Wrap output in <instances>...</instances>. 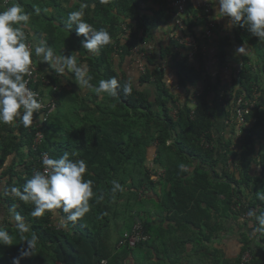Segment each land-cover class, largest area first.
I'll list each match as a JSON object with an SVG mask.
<instances>
[{"label":"trees","instance_id":"1","mask_svg":"<svg viewBox=\"0 0 264 264\" xmlns=\"http://www.w3.org/2000/svg\"><path fill=\"white\" fill-rule=\"evenodd\" d=\"M19 1L11 0L6 7V0H2L0 12ZM137 1H117L118 14L127 20L126 25L113 24L116 33L109 32L112 43L95 52L99 55L94 58L86 54L84 62H87L93 86H98L101 79L112 77L121 85L129 81L119 69L112 70L110 63L116 48L123 59L130 58L136 47L142 50L144 40L135 29L136 24L143 32L154 24L137 13ZM166 11L164 9L163 13ZM187 17V29L193 36L196 13L191 4L187 6ZM107 25L110 24H98L95 28L106 30ZM70 30L72 32L73 28ZM22 31L32 47L31 37L27 31ZM231 33L232 36L224 35L219 39L217 53L221 66L232 56L238 57L242 64L228 98L220 96L219 75L211 76L187 60L180 62L177 52L165 51L162 57L170 59L176 70L178 85L183 89L178 96L168 89L164 71L157 69L150 57L147 59V72L141 74L139 84H154L153 100L133 83L131 95H125L121 87L117 89L116 98L106 93L97 95L94 91L89 100L79 98L77 93L72 94L74 100L71 94L60 98L63 85L59 76L37 67L40 80L32 89L42 101H54L57 109L41 129L36 128V113L34 123L28 128L22 124L0 123V209L5 210L3 219L0 216V227L13 238L11 247L0 246V264H12V258L26 247L21 235L31 238L33 234L37 237L36 246L32 256L22 259L21 264H101L103 260L108 264H125L135 250H140L150 240L136 248H118L108 242V228L124 211L130 215L132 224L136 218L141 221L138 215L140 193L144 188L152 191L155 187L164 188L162 213L178 217L179 226L209 230L210 236L204 235L209 240L226 230L222 218L238 216L253 224L257 231L255 239L264 245V232L259 230L264 227L259 222L264 216V40L252 36L245 28L234 27ZM124 34L129 37L120 36ZM79 41L72 39L68 47H72V42H78L80 47ZM46 45L51 47L50 42ZM239 47L242 51L235 52ZM251 55L263 61L261 67L254 66ZM42 79L47 80L46 86ZM241 96H245L246 101L254 99V107L245 115L240 135L236 128H229L228 138L217 137L215 109L221 106L228 118L234 109L232 103ZM66 97L71 98L69 113L61 108ZM177 99L179 106L174 117L170 106L176 104ZM40 113L42 116V111ZM40 130L44 139L35 146ZM154 149L155 163L165 172L158 179L145 166L149 150ZM65 152L70 159L86 161L84 178L92 181L94 196L87 214L75 222L67 220L63 229L57 230L58 224L52 222L48 212L33 216L34 204L22 201L11 189L17 187L22 191L25 182L43 168L45 155L59 159ZM113 181L123 190L113 191ZM121 207L123 211L119 214ZM134 214L137 216H132ZM17 215L22 218L19 223L29 229L27 233L18 231ZM142 225L150 239L164 237L160 234L151 238L152 225L143 221ZM245 242L246 246L247 238ZM246 253L252 254L250 264H255L254 250L249 246ZM241 259L232 264H242ZM161 262L157 257V262L152 260L150 264H163ZM215 264L225 263L217 260Z\"/></svg>","mask_w":264,"mask_h":264},{"label":"crops","instance_id":"2","mask_svg":"<svg viewBox=\"0 0 264 264\" xmlns=\"http://www.w3.org/2000/svg\"><path fill=\"white\" fill-rule=\"evenodd\" d=\"M1 1L2 0H0V3ZM117 1L120 0H106L105 3H101V0H20L17 4L22 6L25 12L31 14L30 21L22 29L27 31V34L31 37L30 43L33 50L36 45L50 42L51 48L56 55H73L76 57L78 65L87 67V62H84L86 54H88L87 56L90 58H94L97 53L89 52L82 47L81 41L79 40H83V37L76 35L75 25L72 26L73 31H69L67 27L68 14L71 11L79 10L82 5H85L86 7L83 8V19L93 27L98 24H110L107 25L106 30L115 35L116 31L113 24H120V26H123L127 21L125 18L119 16ZM121 1L132 2V0ZM174 1L175 0L137 1V13L146 20L154 21V24L148 27L146 32L140 30V27L134 22L136 24L135 29L139 30L144 40L142 50L148 55L145 64H147V59L150 57L151 60L155 62L156 68L164 71L165 82L168 89L178 96L177 94L182 92L183 89L178 85L176 70L170 59L162 57L165 51H170L172 54L177 52L180 62L187 60L190 65L202 70L204 69L211 76L219 75L222 82L220 86V96L221 98H228L232 91V82L238 75L242 64L238 57L232 56L228 59L227 63L221 66L220 60L217 58L219 39L224 35L232 36V29H225L227 18L222 17L216 19L218 22V29L215 33V38L211 40H207L203 36V23L200 20L195 21L196 36L190 35L195 38L201 50L198 56L194 59H190V50L186 47H178L174 40L177 34L175 26L176 12L172 8V3ZM189 4H191L193 12L196 13L197 16L199 13V0H189L188 5ZM212 6L214 12L213 16L215 17L218 5L215 6L212 4ZM164 9L167 10L166 14L163 13ZM120 36H122V38L129 37L127 34ZM71 39L79 41L81 46L78 47L77 43L72 42V47H68ZM117 51L116 48L112 55L110 63L112 70L116 72L119 70L122 71L126 78L131 80L135 86L140 87L139 89L145 92V94L147 88L150 87L154 90V93L151 97L146 96L153 100L156 96L154 84L150 83L143 86L139 84L141 74L135 63L134 56L123 59ZM35 65L49 74L54 72L46 63L41 62L38 57H35ZM57 75L61 79L63 85V88H61V95L59 96L60 98H62L64 94L72 95L75 93L83 100H89L91 98V91L84 93L79 89L71 70H67L63 75ZM71 98L74 100L73 96ZM71 98L68 99V102L71 101ZM178 106L179 101L177 99L176 104H172L170 109L175 112ZM62 107H66L64 102L63 105H61V108ZM215 112L218 121L214 133L217 137L228 138L231 128L229 129L225 125L226 111L220 106L215 109ZM236 142L234 141V147ZM156 157L157 153L155 149L153 151L149 150L148 158L145 162L146 168H148L153 175L158 171H163L160 166L155 163ZM153 177L155 178V176ZM163 189V187H155L152 191L146 188L141 191V210L138 212L141 221L136 218L135 223L131 224L125 231L131 230L136 224H142L143 221L147 225H152L149 231L151 238L152 236L156 238L160 234L164 237L159 236V238L150 239L140 250H135V252L126 259L125 264H150L152 260L157 262V257L161 258L163 264H215L217 260L225 264H232L241 259L249 246L255 252V264H264V245H262L259 240L255 239L257 231L252 223L246 220L244 221L238 216L230 218L224 217L222 218V224L226 226V230L208 240L205 236H210L209 230L205 231L202 229L196 231V229L190 225L188 228L179 226L181 222L178 217H172L166 212L162 213L164 211L161 208ZM48 213L54 224L65 223L62 215L57 210ZM0 216L2 219L5 216V210L2 207L0 209ZM132 216H137V214ZM124 232H122L121 235ZM194 232L198 233V235ZM246 238L248 243L245 246ZM258 246H261V249H259Z\"/></svg>","mask_w":264,"mask_h":264},{"label":"clouds","instance_id":"3","mask_svg":"<svg viewBox=\"0 0 264 264\" xmlns=\"http://www.w3.org/2000/svg\"><path fill=\"white\" fill-rule=\"evenodd\" d=\"M106 0H101L105 3ZM206 3L218 5L214 19L226 17L225 29L234 27L245 28L252 36L264 40V0H205ZM82 5L79 10L71 11L67 18V27L70 30L75 25V33L82 36V47L89 52H99L112 43L111 34L105 29H96L87 23ZM31 14L25 12L22 6L13 4L6 11L0 12V123L22 124L25 128L34 123V113L40 120L42 107L37 94L29 87L25 78L31 74L33 53L46 63L56 74L63 75L67 70L74 74L76 84L84 93L94 91L100 95L106 93L116 98L118 88L122 87L125 95L133 92L132 81L122 85L117 78L101 79L98 86L91 83L92 77L86 66L78 65L73 55L58 56L46 44L30 47L26 42V35L22 28L30 21ZM242 51V47L235 50ZM44 171H36L23 185V190L11 189L24 202L34 204L32 215L43 216L46 212L62 210L67 214V220L75 222L90 211V201L94 196L92 181L86 180L87 163L83 159L73 160L65 152L59 159L43 158ZM183 168V165H181ZM123 190L120 184L113 181V191ZM252 214L251 212L249 213ZM18 231L23 234L29 229L19 223V215L15 218ZM260 224L264 225V216L260 217ZM142 225V224H141ZM264 232V227L259 229ZM26 247L19 250V254L12 258V264H21L22 259L32 256L37 237L31 238L21 235ZM13 238L4 228L0 227V246L11 247Z\"/></svg>","mask_w":264,"mask_h":264},{"label":"built area","instance_id":"4","mask_svg":"<svg viewBox=\"0 0 264 264\" xmlns=\"http://www.w3.org/2000/svg\"><path fill=\"white\" fill-rule=\"evenodd\" d=\"M11 0H6V7L7 4ZM189 0H175L172 3V8L175 10V26L177 30V34L174 38L176 45L178 47H186L190 50L189 58L194 59L196 56L200 53V46L198 45L195 38H193L190 35L189 30L187 29V6H188ZM199 13L196 16V20H200L203 23V36L207 40H211L215 38V33L218 29V22L216 19H214L213 16V6L210 3H206L205 0H199L198 5ZM130 34V33H129ZM129 34H127L129 36ZM132 56H134L135 63L137 64L140 74H146L147 67L145 64V60L148 57L147 53L142 51L140 47H136L132 51ZM28 81V87L35 92L32 87H34L40 80V75L38 74L37 66L33 63L31 66V74L25 77ZM43 85L46 86L48 84L46 79H42ZM36 93V92H35ZM37 94V93H36ZM224 96V94H223ZM37 94V98L42 104V107L40 109V112L42 111V116L40 120L37 121L36 128L41 129L43 125L47 122L48 118L52 116L56 112V104L54 101L45 102L42 101ZM256 95L254 96V99H256ZM253 99V100H254ZM246 101L245 96H241L238 100H234L232 103L233 112L231 111L228 118L225 119V125L227 128H236L238 135L241 133L242 126L245 123V115L248 114L251 110V108L254 107V102ZM230 110V109H228ZM177 115V111L173 113V116L175 117ZM44 139V134L40 130L36 134L35 139V146L40 145ZM50 158L48 155H45L43 158ZM43 172L44 166L41 170H38ZM164 171H158L155 174V179L162 178L164 176ZM60 212V214L63 217V220L65 223H67V214H64L62 210H57ZM247 217V216H246ZM245 217V218H246ZM64 222L59 223L56 226L57 230L63 229ZM150 240L149 235L146 233L143 225L136 224L131 231H128L124 233L122 238L118 242V248H124L128 247L129 249L136 248L137 246L144 244ZM252 261V254L246 253L243 255L241 259L242 264H250ZM101 264H108L107 260H103Z\"/></svg>","mask_w":264,"mask_h":264},{"label":"rangeland","instance_id":"5","mask_svg":"<svg viewBox=\"0 0 264 264\" xmlns=\"http://www.w3.org/2000/svg\"><path fill=\"white\" fill-rule=\"evenodd\" d=\"M3 7L0 6V8ZM72 40V39H71ZM76 41V40H75ZM78 43V42H77ZM250 58L253 59V62L254 63V66H258L261 67V65L263 64L262 60H260V58L258 56H254V55H251ZM154 93V90H152L150 87L147 88V92H146V95L148 97H151L152 94ZM72 96V95H71ZM74 96V95H73ZM76 98V96H75ZM69 98L66 97V100L64 99V104H66V107L65 109L68 110V113H69V106H70V103H68V100ZM222 167V166H221ZM122 207L120 208V211H119V214L122 212ZM132 219L130 218V215L127 213V212H123L120 214L119 218L117 219H113V222L112 224L110 225V227L108 228V236H107V240L108 242L111 244V245H115L117 246V242H118V239L121 235L122 232H124L125 230L128 229V227L132 224ZM126 232V231H125ZM124 232V233H125ZM123 233V234H124ZM123 234L121 235L120 238H122Z\"/></svg>","mask_w":264,"mask_h":264}]
</instances>
